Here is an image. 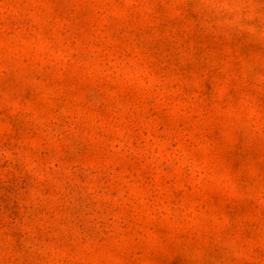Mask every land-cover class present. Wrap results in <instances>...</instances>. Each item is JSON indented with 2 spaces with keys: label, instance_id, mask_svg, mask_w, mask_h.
<instances>
[{
  "label": "rangeland",
  "instance_id": "obj_1",
  "mask_svg": "<svg viewBox=\"0 0 264 264\" xmlns=\"http://www.w3.org/2000/svg\"><path fill=\"white\" fill-rule=\"evenodd\" d=\"M0 264H264V0H0Z\"/></svg>",
  "mask_w": 264,
  "mask_h": 264
}]
</instances>
